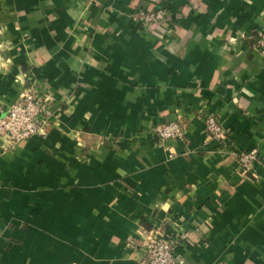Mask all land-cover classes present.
<instances>
[{
    "label": "crops",
    "instance_id": "crops-1",
    "mask_svg": "<svg viewBox=\"0 0 264 264\" xmlns=\"http://www.w3.org/2000/svg\"><path fill=\"white\" fill-rule=\"evenodd\" d=\"M263 30L264 0H0V107L35 86L54 113L0 140V264H145L151 233L179 264H264Z\"/></svg>",
    "mask_w": 264,
    "mask_h": 264
},
{
    "label": "built area",
    "instance_id": "built-area-1",
    "mask_svg": "<svg viewBox=\"0 0 264 264\" xmlns=\"http://www.w3.org/2000/svg\"><path fill=\"white\" fill-rule=\"evenodd\" d=\"M167 12L159 7L153 11L139 8L131 16V24L136 28H148L152 23L164 20ZM253 41V52L264 58V30L250 36ZM53 109L44 94L35 86L24 88L16 100L6 108L0 107V140L8 149L33 137H45ZM206 132L215 139L225 140L224 129L214 113L203 116ZM156 136L161 141L184 139L186 132L182 123L166 122L156 126ZM238 162L243 173H249L258 159V150L238 154ZM178 240L162 233H151L147 237V255L145 264H179L176 256Z\"/></svg>",
    "mask_w": 264,
    "mask_h": 264
}]
</instances>
